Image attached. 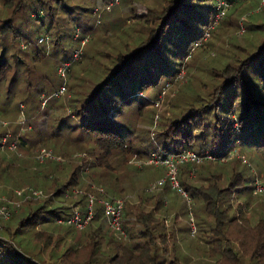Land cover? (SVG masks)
<instances>
[{
	"label": "trees",
	"instance_id": "1",
	"mask_svg": "<svg viewBox=\"0 0 264 264\" xmlns=\"http://www.w3.org/2000/svg\"><path fill=\"white\" fill-rule=\"evenodd\" d=\"M57 1L63 2L61 10L67 7L65 0ZM110 1H107L102 8L105 12L111 11L119 3H114L111 9L107 10L106 6ZM51 2V0L4 1L5 10L11 17L6 18L0 25V34L10 35L11 42L6 44L3 36L0 35L1 83L9 81L11 85L13 81L20 79L22 73L27 74L29 71L28 65L24 64L23 60L9 62L7 59L9 51L28 50L40 46L42 44L38 40L41 37L45 38L46 42L54 41V48L61 45L62 37L52 38L51 34L53 33H49V30L53 28L50 21L53 20V10L55 9L53 5H50ZM214 2L215 0H154V8H150L151 14L146 17L137 16V14L131 16L136 17L138 22L136 25H142L134 48L123 51L125 47L123 44L120 54L112 59L116 60L115 65L108 68L104 75L98 71L93 74L89 72L86 79L90 89L85 88L86 84L83 88L73 86L75 91L84 97L75 112L77 116H80L81 131L87 133V139L93 138V145L100 150L105 158H116L113 165L105 164L109 170H120L121 165H125L128 161L127 152L131 153L133 149L129 143V130L121 123V108L138 102L142 95L140 93L157 87L161 81L165 82L170 78L174 83L176 79L173 77L179 71L177 66H181L185 58L194 54L192 52L196 48V44L208 45V42L203 41L204 33L208 30L209 37H213L212 34L227 16L226 13L220 23L210 29L215 12ZM260 3L261 0L257 5V8L260 7L256 8V13H260L264 9V3L262 5ZM43 8L46 9L44 15L51 16L46 32L40 33L37 37H29L24 31L32 21H38L42 17L40 10ZM19 14L26 18L15 23V17ZM68 23H70L69 19ZM242 23L239 22L237 26L238 30L243 27V31H239L240 33L246 31ZM67 26H64V32ZM257 27L259 28L256 29ZM73 30L72 40L77 42L78 46L80 39H86L82 46L84 48L88 39L85 30L81 25H75ZM76 30L79 31L78 40L73 38ZM248 30L253 31L256 38L257 34L260 35L253 50L241 48L239 54H232V63L229 62V59L222 62V66L213 73L212 77L217 83L213 85L211 91L205 94L206 98H203L199 93L194 94L193 102L187 111L180 117L171 119L166 125L165 132H162L161 148L165 151L164 153L179 151V149H190L198 153H204L207 150L206 153L214 157V159H205L201 163L187 162L178 165L179 173L183 167L194 171L192 166H201L199 183L192 184L182 180L181 185L184 187V191L189 194V198H187L189 202L186 201L189 204L188 212L190 206L192 213L193 199L197 206V218L206 221L211 218L215 223L214 231H219L222 224L232 225L237 223L238 219L245 220L246 217L239 211L249 206L251 194L257 197L255 201L259 202L261 199L264 202V183L260 184L261 190H258L256 186L252 187L249 184L248 176L245 177V173L236 170L239 163L244 160L238 153L229 155L236 146H240V148L242 146L250 153L257 152L264 155V26H254L253 24L249 26ZM78 49L81 51V46ZM32 52L36 56L43 53V51L39 53L35 50ZM10 55L12 58L16 56ZM73 55L74 52L70 53L68 58H63L55 66V72H57L58 67L70 58V65L64 76L57 73L59 77H63L59 86L47 96H42L40 103L42 106L50 98L70 96L67 86L68 74L71 66L80 59L75 60ZM170 56H172L171 60ZM80 57H82V53ZM228 57L230 58V55ZM235 61L237 63L234 67L232 64ZM91 75L100 76L94 85L90 82ZM166 86L168 87V83ZM61 87H63L62 92L58 93ZM4 95L5 103L2 104H5V107H0V116L5 114L3 112L6 110V104L12 103V99L19 102L18 98L10 96L9 87ZM28 96L22 97V101L27 100ZM16 106L9 105L8 107L16 108ZM1 128L2 124L0 123V138L3 134V128ZM198 142H200V147L204 148L196 149ZM1 147L3 146L0 141V158L7 159L6 155L2 153ZM178 170L177 175L179 176ZM48 173L50 174L42 175L43 179L41 178L42 182L40 183L43 188L53 189L48 200H45L44 204L43 202L35 203L26 207L21 204L22 202L14 204L10 215L7 214L9 216L8 226H14V230L10 233L5 229L0 235V264H50V261L52 264H73L69 251L74 247V243H68L65 249L59 252L58 244L63 238L53 240L51 236L56 228H64L71 235L74 232H83L88 236L86 239L90 245L92 258L83 264H122L126 261L127 255H131L125 254V248L130 253L143 252V257H147L146 262H142L143 264H177L175 258H168V253L166 255L165 243L168 246L166 234H157L158 241L156 242L155 234L152 233H155L153 231L161 223V220L167 219L168 216H173L170 220L173 223L177 220L175 215L179 210L173 211L172 209L176 204L184 211L182 198L186 199L187 192L186 194L183 192L184 196L183 193L177 192V189L168 186L170 182H165L168 179L163 180L153 189L146 188L139 191L135 196L137 204L124 203L121 221L124 233L109 227L102 204L94 201L92 215L85 226L80 229L66 221L72 217L73 207H77L81 219L86 216L89 188L81 190L78 184H81L82 181L73 180L74 176L71 178L74 172L68 179L66 176L55 178V175L58 174L56 172ZM34 174L39 176L37 172ZM120 175L121 172L106 181L103 196H100L98 192L94 196L112 199L125 192L126 188ZM46 177L47 179L44 181ZM76 186L77 190L74 189ZM75 191L77 194L74 193ZM246 194H248L247 197H245ZM75 196L77 199H74ZM229 197L230 199L227 200ZM24 199L27 197L24 196ZM234 199H236L235 204L232 203ZM230 200L231 202H229ZM28 201L31 200H26V202ZM140 202L143 210L147 207L149 210H145L143 214L141 212L136 214L140 208L138 205ZM253 205V212L246 221L257 235H264V214L255 209V202ZM155 211H159V213ZM257 217L259 219L255 222ZM132 221L140 223L143 227L138 230L139 232L137 231L135 237L132 224L130 225ZM38 225L43 227V233L40 232L42 234L36 231ZM149 227L152 229L150 230ZM162 227H165L163 223ZM138 236L142 239L141 243L134 242ZM37 238L38 241L42 240V244L31 246V240ZM50 239L54 242H51ZM225 239L229 240L228 237ZM260 241L258 240L256 243V248L261 246ZM51 244L53 247L50 246L52 248L47 255L43 250ZM105 246L108 248L105 249ZM255 253L260 255V250Z\"/></svg>",
	"mask_w": 264,
	"mask_h": 264
},
{
	"label": "rangeland",
	"instance_id": "2",
	"mask_svg": "<svg viewBox=\"0 0 264 264\" xmlns=\"http://www.w3.org/2000/svg\"><path fill=\"white\" fill-rule=\"evenodd\" d=\"M4 1L0 0V25L4 23L6 18L11 17L5 10ZM51 1L50 5H53L55 9L53 10V20L50 21L53 28L49 30V33H53L51 34L52 38L61 36V45L54 48V41L46 42V39H43L42 42L38 41L42 44L40 46L28 50L15 49L9 51L7 54L8 61L17 60L19 62L23 60L24 64L28 65L29 71L27 74L22 73L20 79H16L11 85L9 81L0 82V107H5V104L2 103L5 97L4 92L8 87L10 96H15L19 101L15 102V99H12V103L6 104V110L3 112L5 114L0 116V123L3 128H1L3 132L0 138L1 146H3L1 148L3 155L7 157V159L0 158V235L5 229L10 233L14 230V226H8L9 220H7L9 217L7 214L10 215L14 204L22 202L21 204L26 207L35 203L43 202L44 204L45 200H48L53 189L43 188L40 184L43 179L42 175H49L48 172L58 173L55 178L66 176L67 179L74 172L71 178L74 176L73 180H81L82 183L78 184L81 190L88 187V193L92 195L97 193L98 188L106 189V181L111 180L115 174L121 172L120 178L126 189L118 197L123 198L124 202L137 204L135 196L139 191L153 188L158 180L167 179L168 170L166 167L149 162L151 153L162 154L165 152L161 148V141L166 125L171 119L180 117L187 111L193 102L194 94L199 93L203 98H206L205 94L211 91L213 85L217 83L212 77L213 73L220 69L222 62L229 59V62L232 63V54H239L241 48L253 50L260 35L257 34L256 38V34L248 30L249 26L253 24L254 26H264V9L260 13L255 12L259 0H230L231 7L227 16L214 31L213 37H209L208 30L204 33L206 37L203 41L208 42V45L196 44V48L192 52L194 54L185 58L181 66H177L179 71L173 77L176 79L174 83L171 82L170 78L165 82L161 81L157 87L140 93L142 95L138 102L121 108V123L129 130V143L133 149L131 153L127 152V163L122 164V168L117 171L109 170L105 166L106 163L113 165L116 158H105L100 150L93 145V138L87 139V133L81 131L80 116H77L75 112L84 97L75 91L73 86L83 88L86 84L85 88L90 89L86 79L89 72L93 74L98 71L104 75L108 68L115 65L116 60L112 59L120 54L123 44L125 45L123 51L134 48L137 44L136 37L142 25H136L138 23L136 17L131 16L137 14V16L146 17L151 14L150 8H154V0H119L118 5L108 12L102 8L109 0H65L67 7L64 10H61L62 1ZM111 2L113 3V0ZM68 7L69 9H66ZM111 7L106 9L110 10ZM40 12L42 17L38 21H32L27 30L24 31L29 37H37L40 33L46 32L51 16L44 15L46 14L45 8L41 9ZM22 18L26 17H21V14L16 16L15 23ZM240 18H245L242 21L244 22L242 25L246 29L244 33H240V29H237ZM68 19L70 23H68ZM75 25L83 27L88 39L84 48L83 45L81 46L82 57H80L81 53L76 57L74 56L75 60L80 59L71 66L68 74L67 86L70 96L57 99L50 98L42 106L40 104L42 96H47L55 90L63 78L55 72V66L80 47L77 42L72 40ZM64 26H67L65 32ZM0 35L3 36L6 44H10V35ZM32 50L39 53L43 51V53H38L39 55L36 56ZM10 54L16 56L12 58ZM42 54L44 55L42 56ZM67 61H70V58ZM236 63L235 61L232 65L235 67ZM91 77L90 82L94 85L100 76L91 75ZM167 83L168 87L166 86ZM24 96H28V99L22 101L21 98ZM9 105L17 106L16 108H9ZM197 144L196 149L204 148L200 147V142ZM42 149L49 151L50 157L39 160L38 156ZM175 152L171 151L170 153ZM235 153H238L244 160L239 163L236 170L245 173V177L248 176L249 184L261 190L260 184L264 183V159H262L264 155L257 152L250 153L242 146L241 148L236 146L229 155ZM192 167H194V171H190L188 167L181 168L180 173L178 170L179 189L174 191L180 194L185 192L181 185L182 180L192 184L200 182L199 171L201 166ZM36 172L39 176L34 174ZM45 179L47 177L44 178V181ZM165 182L168 183V180ZM168 184L171 186L170 183ZM74 189L77 190V186ZM69 193H71L70 190ZM188 195L187 192L186 199L179 195L184 203V211L176 204H174V208L172 207L173 211L179 210L178 214L175 215L177 220L173 223L170 221L173 216H168L155 227L153 231L155 233L151 232L155 234L156 242L158 241L157 234H166L168 246L166 243L165 246L167 248L166 255L169 254L168 258H175L177 264H264V248H262L264 235H257L256 231L246 221L253 212L254 202L256 203L255 209L264 214V202L260 198L261 204L255 201L257 197L251 194L249 206L239 211L246 217L245 220L238 219L237 223L232 225L222 224L219 231H214L215 223L211 218H208V221L197 218V206L193 199L192 213L190 206V213L188 212L187 206L189 204L186 203L187 198H189ZM24 196L27 199H24ZM247 196L248 194L245 195V197ZM74 199L77 197L75 196ZM229 199L230 197L227 198V200ZM26 200L31 201L26 202ZM235 202L236 199L232 201L233 204ZM138 205L140 208L136 214L139 212L143 214L145 210H149L148 207L143 210L141 202ZM74 208L77 207H73V213ZM155 212L159 213V211ZM258 219L257 217L255 222ZM162 223L165 225L164 228ZM131 224L135 237L137 231L143 227L136 221H132ZM37 228L36 231L42 234L43 227L38 225ZM149 229L152 228L149 227ZM51 236L53 240L63 238L58 244L59 252H62L68 243H74V247L69 251L73 264H83L92 258L90 245L86 239L88 236L85 233L74 232L71 235L64 228H56ZM225 237H228L229 240H226ZM53 240L50 239L51 242H54ZM258 240H261L259 242L261 246L256 248ZM31 242V246L38 243L42 244V240L38 241V238L31 240ZM134 242L141 243V237H136ZM130 244L132 243L130 242ZM50 246L53 247V244L43 250L47 255L52 248ZM104 248L107 249L108 247L105 246ZM125 250L126 255H131H127L130 259L126 257V261L122 264H143V261L146 262L147 257H143V252L130 253L127 248ZM257 250H260V255L255 253L258 252ZM253 255L254 257H252ZM43 256L47 258V256ZM49 263L52 264L51 261Z\"/></svg>",
	"mask_w": 264,
	"mask_h": 264
},
{
	"label": "built area",
	"instance_id": "3",
	"mask_svg": "<svg viewBox=\"0 0 264 264\" xmlns=\"http://www.w3.org/2000/svg\"><path fill=\"white\" fill-rule=\"evenodd\" d=\"M118 2H119V0H113V3L111 2L109 5L106 6V8H110L114 3L116 4ZM214 3H215V12H214V18H213V21L211 23L210 29L216 27L220 23V21L226 16V13L228 12V10L231 7L230 0H215ZM263 3H264V0H261L260 4L262 5ZM97 12H95V13H97ZM97 16H99V14ZM243 19H245V18H242L240 23H242ZM240 31H243V27H241ZM78 33H79V31L76 30V32L73 36V38L75 40L79 39ZM204 37H206V36L204 35ZM43 39H45V38L41 37V38H39L38 41L42 42ZM85 41H86V39H80L79 40L80 46H82L85 43ZM79 53H80V49L75 50L73 56L76 57V56H78ZM69 65H70L69 61L64 62L61 66L58 67L57 73L60 76H64ZM62 89H63V87H61V90H59L58 93H61ZM47 157H50V152L46 151L45 149H42L40 155L38 156V159L43 160ZM208 158L214 159L213 156L207 154L206 152L205 153H198V152H195V151L190 150V149H181L180 151H176L175 153H163L162 152V154H158V153L153 152L150 154L149 162L154 163V164H160V165L166 167L168 170L167 179L170 182L171 187L174 189H178L179 188V184H178V180H177L178 165L181 163H187V162L201 163L203 160L208 159ZM162 181H163V179L155 182V184L153 185V188L156 185L162 183ZM153 188H150V189H153ZM97 192L100 194V196H103V194H104L103 188H98ZM94 201H98L100 204H102L104 214L107 218V222H108L109 227L113 230L120 231V232L124 233L123 229H122V222L121 221H122V214H123V208H124L125 202H124L123 198H120V197H115L112 199L105 198V197H98L97 198L96 196L89 194L88 195V202H87V214H86V216L81 219L78 209L75 208V211H74L72 217H70L66 222L67 223H73L75 226L82 229L92 215Z\"/></svg>",
	"mask_w": 264,
	"mask_h": 264
}]
</instances>
